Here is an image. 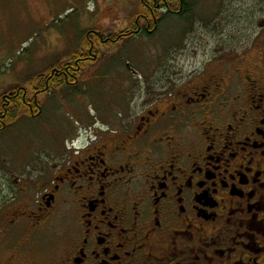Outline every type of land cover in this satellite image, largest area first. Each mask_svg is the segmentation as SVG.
<instances>
[{
    "label": "flooded vegetation",
    "instance_id": "1",
    "mask_svg": "<svg viewBox=\"0 0 264 264\" xmlns=\"http://www.w3.org/2000/svg\"><path fill=\"white\" fill-rule=\"evenodd\" d=\"M163 2V18H180L182 0ZM146 7L113 43L154 34ZM259 36L261 58L218 50L134 113L80 126L37 171L0 165V264H264V15ZM92 51L40 93L76 84ZM37 89L0 98V134L40 116Z\"/></svg>",
    "mask_w": 264,
    "mask_h": 264
},
{
    "label": "rangeland",
    "instance_id": "2",
    "mask_svg": "<svg viewBox=\"0 0 264 264\" xmlns=\"http://www.w3.org/2000/svg\"><path fill=\"white\" fill-rule=\"evenodd\" d=\"M163 1L0 0V98L19 88L30 97L32 86L89 48L97 57L80 62L76 84L51 83L37 96L40 116L22 115L0 134V165L18 170L31 160L25 171H37L80 126L134 113L156 82L186 79L218 50L223 60L261 58L254 45L264 0H184L180 18H163ZM149 5L158 20L153 35L111 42L139 15L150 17Z\"/></svg>",
    "mask_w": 264,
    "mask_h": 264
},
{
    "label": "trees",
    "instance_id": "3",
    "mask_svg": "<svg viewBox=\"0 0 264 264\" xmlns=\"http://www.w3.org/2000/svg\"><path fill=\"white\" fill-rule=\"evenodd\" d=\"M183 1V5H184V8H183V12H182V14L180 15V17L181 16H184L186 13H187V10L185 9V3H184V0H182ZM175 5H177V4H175ZM176 9H177V7H176ZM166 10V9H165ZM109 40V39H108ZM107 40V41H108ZM112 42V41H111ZM83 57V55H77V56H75L74 58H73V62L75 61V60H78V59H81ZM78 63V62H77ZM44 80V79H43ZM43 83H42V87H38V89H37V91H36V93H35V95L36 96H38V95H40L41 93H40V90H41V88L43 89L44 88V81H42ZM52 83H54V84H58L56 81H54V80H52L51 81ZM68 82L69 83H71V82H73V80H68L67 82H65V81H62V85L63 84H68ZM59 85V84H58ZM17 90H20V88L19 89H17ZM34 99V98H33ZM1 104H2V102H1V99H0V106H1ZM16 113V112H15ZM14 113V115L13 116H15L16 114Z\"/></svg>",
    "mask_w": 264,
    "mask_h": 264
}]
</instances>
